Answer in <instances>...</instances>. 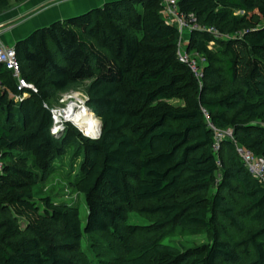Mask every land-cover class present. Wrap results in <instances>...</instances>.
Returning <instances> with one entry per match:
<instances>
[{"label": "trees", "instance_id": "obj_1", "mask_svg": "<svg viewBox=\"0 0 264 264\" xmlns=\"http://www.w3.org/2000/svg\"><path fill=\"white\" fill-rule=\"evenodd\" d=\"M25 1L0 0V14ZM178 7L201 25L186 45L204 58L200 76L180 59L164 0L107 1L15 41L33 87L19 90L0 63V264H85L83 238L98 234L120 253L105 264H264V185L237 151L264 157V0ZM82 82L102 133L66 122L57 136L50 108ZM210 123L233 129L219 150ZM77 144L71 184L86 198L84 227L77 205L36 190ZM134 209L157 219L129 224ZM168 229L210 239L181 248L164 242ZM142 231L155 235L129 242Z\"/></svg>", "mask_w": 264, "mask_h": 264}, {"label": "rangeland", "instance_id": "obj_2", "mask_svg": "<svg viewBox=\"0 0 264 264\" xmlns=\"http://www.w3.org/2000/svg\"><path fill=\"white\" fill-rule=\"evenodd\" d=\"M72 16V15H71ZM74 16V15H73ZM186 42L182 43V50H186ZM211 47L214 46V43L210 44ZM191 56H195L191 54ZM198 61L203 62L202 59H198ZM88 82H82L75 85H72L71 88L64 93H75L77 98L84 103L87 98L86 95V86ZM62 97V95H61ZM68 102H62L61 99L57 103L52 104L51 107L65 108L67 107ZM72 104V103H71ZM90 109V108H89ZM91 110V109H90ZM92 111V110H91ZM92 113L97 117L96 113L92 111ZM98 118V117H97ZM100 119V118H99ZM72 123V122H71ZM75 125V124H74ZM79 130L78 125H75ZM63 130L57 132V136L63 133ZM99 130L94 131L92 129L83 130V134L86 136L95 137L98 135L101 129V123L99 124ZM82 130V129H81ZM76 151H78V144L73 146L71 151L60 158L58 161L59 168L46 181H40L37 186V194L39 196H51L55 201H64L71 203L73 205H77L80 209V217L82 220L83 227L87 222L88 217V206L86 202V198L84 194L79 193L71 184V180L74 177L75 172L78 170L79 164L82 160V155L75 156ZM156 216L148 215L143 213L137 209L131 210L127 216V223L129 224H138L142 226H148L152 222L156 220ZM169 231L165 232L164 242H173L177 244L181 248H187L193 246L197 243L206 242L210 239L208 233H183L179 229H168ZM151 235H155V232L150 231H142L139 234H136L130 237L129 242L132 244H138L143 242L146 237ZM116 240L113 235H105L98 234L95 236H84L80 251V256L77 255L78 258H82L85 264H105L104 261L110 260L114 261L110 252L114 250L116 255H120V253L115 250L116 249ZM111 250V251H110Z\"/></svg>", "mask_w": 264, "mask_h": 264}, {"label": "built area", "instance_id": "obj_3", "mask_svg": "<svg viewBox=\"0 0 264 264\" xmlns=\"http://www.w3.org/2000/svg\"><path fill=\"white\" fill-rule=\"evenodd\" d=\"M178 1L179 0H164V9L162 13L163 16L166 18V20L172 24H176L181 32V35L185 31L191 32L194 29L201 28V25H199V23L196 21L194 15L186 16L180 12L178 7ZM206 30L213 33L216 37L224 36V34H222L215 27H206ZM181 46H182V42H180V47H179L180 59L184 62H187L192 67V69L200 76L201 67L199 66L200 61H198V59L200 58L204 61V58L198 54H195V56H191V54L188 53L187 51H183ZM0 63L5 64L6 67L13 72L14 76L17 79L19 90L22 91L25 87H33V85L27 82L21 75L20 64L17 59L16 51L13 46L0 44ZM73 94L74 93L72 94L63 93L60 99L62 102L69 103L70 100H72V98H67V96H71ZM50 109L53 114L52 131L57 133L63 130V128L65 127V123L69 121L63 119V120H59V122L57 123L56 112L60 108L51 107ZM209 125L214 130L215 133V142H214L215 150H219L221 142L224 139L234 137L233 136L234 132L232 128L220 129L217 128L213 123H210ZM237 151L240 157L242 158V160L244 161V163L246 164V166L248 167L249 171L256 178H258L260 182L264 185V157L256 155L251 149L244 147L242 145H237Z\"/></svg>", "mask_w": 264, "mask_h": 264}, {"label": "crops", "instance_id": "obj_4", "mask_svg": "<svg viewBox=\"0 0 264 264\" xmlns=\"http://www.w3.org/2000/svg\"><path fill=\"white\" fill-rule=\"evenodd\" d=\"M107 1L111 0H26L16 4L0 14V44L13 46L16 40L37 28L83 13ZM189 37L190 31H185L180 42L187 43Z\"/></svg>", "mask_w": 264, "mask_h": 264}, {"label": "bare ground", "instance_id": "obj_5", "mask_svg": "<svg viewBox=\"0 0 264 264\" xmlns=\"http://www.w3.org/2000/svg\"><path fill=\"white\" fill-rule=\"evenodd\" d=\"M67 98H72V100H70L67 107H65L64 109L60 108L56 112L57 123L59 122V120L66 119L67 121L78 125L79 128L82 129V132L83 130L86 131L87 129L98 131L101 120L92 113L86 103H84L83 100L81 101L80 99H78L75 93L71 96H67Z\"/></svg>", "mask_w": 264, "mask_h": 264}, {"label": "water", "instance_id": "obj_6", "mask_svg": "<svg viewBox=\"0 0 264 264\" xmlns=\"http://www.w3.org/2000/svg\"><path fill=\"white\" fill-rule=\"evenodd\" d=\"M81 132H82V130H81ZM53 133L56 134L55 132H53ZM101 133H102V121H101V129H100L99 134L97 136H95V137H91V136H89V137L95 139V138L100 137Z\"/></svg>", "mask_w": 264, "mask_h": 264}]
</instances>
